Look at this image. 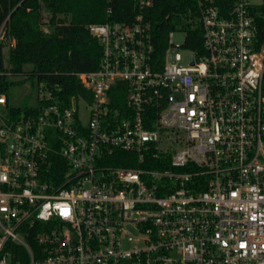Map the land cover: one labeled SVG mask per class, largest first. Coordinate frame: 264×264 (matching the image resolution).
Segmentation results:
<instances>
[{
	"label": "built area",
	"instance_id": "1",
	"mask_svg": "<svg viewBox=\"0 0 264 264\" xmlns=\"http://www.w3.org/2000/svg\"><path fill=\"white\" fill-rule=\"evenodd\" d=\"M129 1L122 20L108 0L107 20L87 25L102 46L97 69L33 75L23 107L8 96L20 86L0 83V264H264L255 5L234 0L224 13L196 0L198 18L184 23L199 22L200 48L177 23L160 55L156 0ZM5 67L0 78L27 77ZM57 76L83 89L68 95ZM117 82L127 105L113 114ZM119 150L131 165L109 163Z\"/></svg>",
	"mask_w": 264,
	"mask_h": 264
},
{
	"label": "trees",
	"instance_id": "2",
	"mask_svg": "<svg viewBox=\"0 0 264 264\" xmlns=\"http://www.w3.org/2000/svg\"><path fill=\"white\" fill-rule=\"evenodd\" d=\"M234 0H218L222 12H227ZM108 0H0V28L5 24L6 38L0 42V70L5 67L6 44H9V65L14 74L25 73L27 77L12 81L7 77L0 78L6 90L10 85L23 86L32 80L33 75L48 79L50 73L70 71L84 72L99 67L102 57V46L98 39L87 29L91 23L107 20ZM129 0H115L113 20H122L131 12ZM259 28L258 44L264 45V0L261 5L251 8ZM196 0H156L149 12L153 24V38L157 52L163 55L166 48V36L177 23L189 29L191 37L188 46L200 48L201 29L199 22L184 23L187 17L198 18ZM44 25L49 32L44 30ZM15 41L14 46L11 42ZM55 80L62 83V89L71 95L83 87L75 84L71 76H57ZM65 80V82H64ZM66 82L70 83L67 87ZM125 83L117 82L111 94V109L115 114L127 105ZM11 100V91L8 93ZM127 152L119 150L117 156L108 160L110 164L131 165L124 157Z\"/></svg>",
	"mask_w": 264,
	"mask_h": 264
},
{
	"label": "rangeland",
	"instance_id": "3",
	"mask_svg": "<svg viewBox=\"0 0 264 264\" xmlns=\"http://www.w3.org/2000/svg\"><path fill=\"white\" fill-rule=\"evenodd\" d=\"M250 1L255 6L261 5L263 2V0H250ZM174 41L177 44H182L184 41V34L181 32H176ZM8 46L9 44H6L4 48L5 59H6L7 64H9ZM180 52L183 55V57H185L186 51L181 49ZM28 89L29 88L26 86H20V87L13 88V90L11 91V103L18 107H23V106H28V105L33 104L32 97H30V95L27 94Z\"/></svg>",
	"mask_w": 264,
	"mask_h": 264
}]
</instances>
